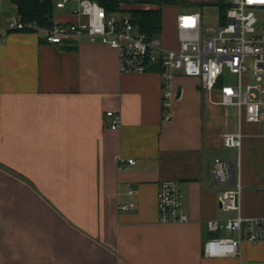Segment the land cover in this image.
I'll return each mask as SVG.
<instances>
[{
  "label": "crops",
  "instance_id": "obj_1",
  "mask_svg": "<svg viewBox=\"0 0 264 264\" xmlns=\"http://www.w3.org/2000/svg\"><path fill=\"white\" fill-rule=\"evenodd\" d=\"M76 7H55L54 23L77 22ZM164 8L162 40L178 49L177 15ZM17 15L0 0V264H264V241L243 242L235 257L203 255L206 240L238 237L211 232L209 221L264 218V121L240 119L180 73L168 86L158 68L123 74L100 43L9 32ZM109 111L122 115L117 130ZM236 132L240 150L224 144ZM217 158L240 178V212L219 207L230 187L213 177ZM164 181L180 183L189 221L160 222Z\"/></svg>",
  "mask_w": 264,
  "mask_h": 264
},
{
  "label": "built area",
  "instance_id": "obj_2",
  "mask_svg": "<svg viewBox=\"0 0 264 264\" xmlns=\"http://www.w3.org/2000/svg\"><path fill=\"white\" fill-rule=\"evenodd\" d=\"M73 1L77 4L74 13L79 17L75 23H54L51 29H47L37 23H25L17 15L8 20L6 30L42 33L51 45L83 38L91 43H100L117 52L119 71L123 74H144L158 68L168 86L175 74L180 73L184 77L197 79L206 93L218 92L220 104L236 108L240 119L243 116L251 123L264 121V24L261 25L258 16V13H264V0L208 2V5H216L221 9L219 21L213 26H205L199 8L178 13V49L167 48L161 35L149 37L143 33L130 15L109 14L96 0H56L55 7L65 9ZM143 5V9L152 8L149 4ZM2 41L0 29V44ZM250 59L253 60L255 84L251 83ZM227 75L236 77V83H228ZM106 116L112 121L111 129L121 127V113L109 111ZM166 119H170L169 113ZM242 139L241 132L229 133L224 137V144L227 148L240 150ZM128 163L134 165L135 161L129 160ZM236 169H239V163ZM213 177L220 185L228 183L230 187L219 193V207L225 211L240 212L243 187L239 177L235 181L232 162L217 158ZM158 199L161 223L189 221L183 211L179 182L160 183ZM121 208L129 211L135 209L136 205H123ZM208 228L211 232L225 229L237 233L238 237H213L206 240L203 245L206 258L235 257L239 255V247L243 242L257 244L264 241V218L239 215L224 225L219 221H209Z\"/></svg>",
  "mask_w": 264,
  "mask_h": 264
},
{
  "label": "trees",
  "instance_id": "obj_3",
  "mask_svg": "<svg viewBox=\"0 0 264 264\" xmlns=\"http://www.w3.org/2000/svg\"><path fill=\"white\" fill-rule=\"evenodd\" d=\"M109 14L120 11L124 3L151 4L156 9H131L130 17L133 23L149 37L161 35L163 31V8L166 6L187 5L185 0H96ZM16 5L18 15L25 23H37L42 28L51 29L55 12L54 0H11ZM191 4V3H190ZM189 5V4H188ZM194 8L201 6L191 4Z\"/></svg>",
  "mask_w": 264,
  "mask_h": 264
},
{
  "label": "rangeland",
  "instance_id": "obj_4",
  "mask_svg": "<svg viewBox=\"0 0 264 264\" xmlns=\"http://www.w3.org/2000/svg\"><path fill=\"white\" fill-rule=\"evenodd\" d=\"M210 1L216 2V0H198V1L197 0H185V2L188 3L189 5L187 4V5H181V6H177V5L166 6L164 8V10L169 11V13L172 15H177L178 13L188 12L191 9H193L194 6H190L191 4H193V3L199 4V2H201L203 4H201V6H198V8L200 9V12L203 15V23L205 24V26H213V25L217 24L219 21L218 17L221 14V9H220V7H218L216 5H208L207 3ZM218 1L222 2V0H218ZM230 1H232V0H230ZM149 5L153 6L151 4H149ZM142 7H144V6H142ZM142 7L140 9H143ZM121 8H122V5H121ZM132 8L133 7L129 8V10ZM149 9H152V8L150 7ZM120 12L124 13L127 16L130 15L129 12H126L124 9H120ZM258 16L261 20V25H263L264 24V13H262V15L260 13H258ZM164 36H166V34ZM248 63H249V70H250V74H251V83L255 84L256 80H255L254 73H253V60L250 59L248 61ZM226 80L230 84H235L237 81L236 77L231 76V75H227Z\"/></svg>",
  "mask_w": 264,
  "mask_h": 264
}]
</instances>
